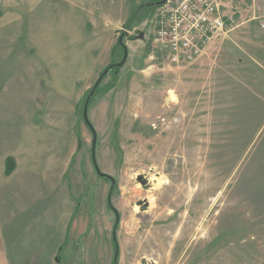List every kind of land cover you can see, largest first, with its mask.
Here are the masks:
<instances>
[{
  "label": "rangeland",
  "instance_id": "rangeland-1",
  "mask_svg": "<svg viewBox=\"0 0 264 264\" xmlns=\"http://www.w3.org/2000/svg\"><path fill=\"white\" fill-rule=\"evenodd\" d=\"M161 1L0 0V217L12 264H110L112 234L117 264H264V34L253 28L264 0L242 11L241 30L178 65L149 35ZM121 31L126 62L87 110L98 168L115 179L113 231L82 106L121 59Z\"/></svg>",
  "mask_w": 264,
  "mask_h": 264
},
{
  "label": "built area",
  "instance_id": "built-area-1",
  "mask_svg": "<svg viewBox=\"0 0 264 264\" xmlns=\"http://www.w3.org/2000/svg\"><path fill=\"white\" fill-rule=\"evenodd\" d=\"M254 0H165L157 8L151 41L163 60L178 65L195 61L207 44L230 31ZM264 30V20L259 21Z\"/></svg>",
  "mask_w": 264,
  "mask_h": 264
},
{
  "label": "water",
  "instance_id": "water-1",
  "mask_svg": "<svg viewBox=\"0 0 264 264\" xmlns=\"http://www.w3.org/2000/svg\"><path fill=\"white\" fill-rule=\"evenodd\" d=\"M165 2V0H162L159 4ZM124 36H126V33L124 31H121L118 38H117V43L120 46L121 50H122V57L118 62H114V63H110L108 65H106L102 71L99 73L98 78L96 79V81L93 83L92 87L90 88L89 93L86 95L85 100L83 102V106H82V119L84 121V123L86 124V126L89 128L91 135H92V141H91V149H90V157H91V163L93 166V169L95 171V173L103 179H107L110 181L111 185H110V191L108 193L107 196V203L111 205V199H110V195H111V191L114 187L115 184V179L107 174L104 173L102 171H100V169L98 168L97 162H96V158H95V144H96V132L92 126V124L90 123L89 119H88V115H87V110H88V105L90 102L91 97L93 96L100 80L102 79V77L107 74V72L109 71V69L111 68H120L124 65V63L126 62L127 59V55H128V50L127 47L123 41ZM138 38H142V34L138 35ZM115 216H116V221L118 220V215L115 211ZM113 237H115V235L113 234ZM117 252L114 255V258H116L117 256Z\"/></svg>",
  "mask_w": 264,
  "mask_h": 264
},
{
  "label": "crops",
  "instance_id": "crops-1",
  "mask_svg": "<svg viewBox=\"0 0 264 264\" xmlns=\"http://www.w3.org/2000/svg\"><path fill=\"white\" fill-rule=\"evenodd\" d=\"M248 4H249V6H248V11H250V12H253V13H255V10H256V0H254L253 2H248ZM243 13V12H242ZM242 13L239 15L240 17L238 18V20H237V22L241 19V20H243L244 18L241 16L242 15ZM245 24L243 23V22H240L238 25H237V27L239 28L238 29V31L239 30H241V28L244 26ZM250 25V24H249ZM236 27V26H235ZM235 27H233V28H235ZM236 27V28H237ZM232 28V29H233ZM253 28H255L254 29V31L257 33V34H264V30L263 29H261L260 28V26H253ZM231 29V30H232ZM237 31V32H238ZM229 32V31H228ZM227 33V32H226ZM215 42V41H214ZM214 42H212L213 44H221L222 43V41H220V40H217L215 43ZM211 43V44H212ZM210 46V45H209ZM207 47V49H209L210 47ZM206 49V48H205ZM204 52H205V50H204ZM203 58V57H202ZM202 58L200 59V61L202 60ZM259 81V80H258ZM259 93H257V94H259V95H264V90L262 91L260 88H257L256 89ZM2 157L0 156V159H1ZM6 169V166H4L2 169H0V177H3V181H5L6 182V178L8 177V176H5V174H6V172L4 171ZM7 175V174H6ZM9 178V177H8ZM8 181H9V179H8ZM18 199H21V197H20V195L17 197ZM17 198H16V202H15V204H14V208H13V214H15V216H16V219H15V221H19V219H17V217L19 216V214H20V207H21V205L20 204H17ZM10 222H13V216L11 215V217H10ZM0 264H12V262H11V260H10V258H9V254H8V251H6V244H5V238H4V236L2 235V223H1V217H0Z\"/></svg>",
  "mask_w": 264,
  "mask_h": 264
},
{
  "label": "trees",
  "instance_id": "trees-1",
  "mask_svg": "<svg viewBox=\"0 0 264 264\" xmlns=\"http://www.w3.org/2000/svg\"><path fill=\"white\" fill-rule=\"evenodd\" d=\"M147 4H148V3L138 5V6H136V7L133 9V11L129 14V16H128L126 22L124 23V28H129L131 22L133 21V17H134V15H135L139 10H141L143 7L147 6ZM116 47H117L119 50H121V48H120V46L117 44V42H116ZM109 70L112 71V72H116L117 69H116V68H111V69H109ZM89 91H90V89H89ZM89 91H88V93H89ZM88 93H87V94H88ZM93 96H94V94H93ZM93 96H92V97H93ZM92 97H91V98H92ZM107 204H108V203H107ZM108 207H109L112 211H115L112 205L108 204ZM114 217H115V215H114ZM115 219H116V218H115ZM117 223H118V221L115 220V221H114V226H113V231L116 230V228H117ZM112 244H113V248H114V253H113V258H112L110 264H117V260H116V259H117V256H116V258H114V255H115L116 252L118 253V245H117L116 237H113V234H112Z\"/></svg>",
  "mask_w": 264,
  "mask_h": 264
}]
</instances>
